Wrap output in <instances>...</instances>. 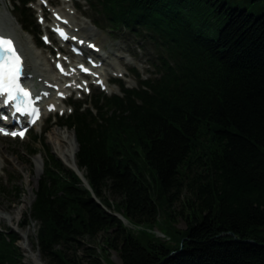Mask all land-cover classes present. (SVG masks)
<instances>
[{
  "label": "trees",
  "instance_id": "1",
  "mask_svg": "<svg viewBox=\"0 0 264 264\" xmlns=\"http://www.w3.org/2000/svg\"><path fill=\"white\" fill-rule=\"evenodd\" d=\"M10 1L41 44L30 0ZM83 1L91 23L132 38L154 72L130 68L136 87L115 79L122 95L70 98L57 117L90 189L51 152L48 128L30 136L46 158L20 225L37 223L41 259L99 264L113 249L120 264H264V0ZM17 236L0 227V264H28Z\"/></svg>",
  "mask_w": 264,
  "mask_h": 264
},
{
  "label": "rangeland",
  "instance_id": "2",
  "mask_svg": "<svg viewBox=\"0 0 264 264\" xmlns=\"http://www.w3.org/2000/svg\"><path fill=\"white\" fill-rule=\"evenodd\" d=\"M246 1L247 2H239V5L251 8L252 1ZM85 4L86 2L83 0H33L32 3H29V5L32 7V10L34 11L35 22L39 25L40 35L46 32L49 36L50 42L48 44L43 43V45L40 47L34 44L31 35L24 32L17 22L11 24L13 31L17 33L20 38L25 40L26 46L31 50L32 55L39 63V66L42 68H46L44 73L46 74L47 78L56 81L57 85H63L65 82H70L71 80L67 78L63 80H61L60 78H56L57 74L53 68V61L56 59V53L58 51L56 48L60 49V46L64 47L65 51L71 56L69 57V55H64V62L66 61L65 63H67V65H72L74 58L77 62L85 61V57L82 58V56L79 55L72 58L73 56L71 55V52L69 50V47L72 44L77 43L75 39L78 36H82L81 40L84 39L85 42L91 41L93 44H96L97 47L100 48V51L93 52V50L91 48H88L87 46L86 50L88 53L87 55H97L100 57H105L106 61H109L112 64V67L106 64H101V67L99 68V70L102 72L101 76L105 85L104 90L100 86L89 85L88 92L78 91L76 93H73V95L71 96L72 98H76L81 101L86 100L87 105L89 106L91 105L89 99L92 93L103 92V94L107 96H111L113 94L122 95L121 90L117 85L113 84L112 79H118L122 81L124 83V86L126 87H136L138 85L137 80L134 78L130 68H134L135 70H137L139 74L143 75V77L153 75L154 68L147 64V52L140 49H135L137 48V45L132 38L125 37L124 34H120L119 32L110 33L107 30L96 27L89 21V19L84 17L83 15H87L90 13L89 9H87L86 7H82ZM79 5L80 7H77ZM11 10L12 7L10 0H0V25L4 27L7 26L2 16H4V18L6 19H10V17H13L15 20V17L13 16ZM54 11H57L60 15L66 16L69 20V24L67 25V29L69 31V41L65 44L56 43L54 35L51 33L49 27L46 26V24L50 25L51 22L55 20L53 16ZM39 16H42L43 18L41 21L38 20ZM82 26L87 27L89 29V33L81 28ZM127 49L134 50L135 54L131 55V53H129ZM84 80V78H80L76 80V82H83ZM28 81L36 84L37 88L42 87V83L38 81L37 78L32 80L29 79ZM66 102L67 101L63 99L58 100V103L54 106L55 108L53 110V113H49L46 116V118L49 115H52L54 117H50L51 120L49 122H47L43 117L40 118L38 124L28 130L27 136L25 138H14V141H11L12 139H10L9 137L0 136V202L3 205L7 204L10 209L9 212V210H4L0 207V215L4 217L2 219L0 218V227L9 229L10 232H15L18 235L16 243L20 248L23 260L28 264H33L32 254H37L41 257L35 242V235L38 225L36 222H31L30 224H26L25 226L20 227L19 225H17V221L21 220L24 217V215L28 211L30 203L34 199L33 191L38 187V180L42 175L43 160L46 158L40 145H34L30 140V136L41 134L42 129L48 127V131L45 134L46 144L50 147L51 152L54 154V156L58 158L64 166L71 168L70 166L66 165L61 157L53 150V143L48 139L50 138L49 132L53 128H66L54 123L55 116L57 114L65 115L69 113L70 107L66 104ZM84 105L85 104H83L82 106ZM107 113L109 114V111ZM67 130L70 132V134L68 142H64L62 144L64 149H67L69 147L70 141L73 144L77 145L73 130ZM34 146H36L40 151L35 155H30L29 150ZM27 171H30L31 173V177L29 178V180L26 177ZM36 174H38V176ZM15 188H19L22 192L20 198H18L17 200L14 196ZM186 195L187 192H183L180 201L175 204L177 210H180L183 207ZM20 207L21 212L19 211ZM9 213L14 216V219L12 221L5 219V217L8 216ZM29 225H31L29 235L28 237H23L21 233L26 230ZM175 226L180 229L185 228V221L181 216H178L176 218ZM155 229L158 230V227L155 226ZM102 240L103 233H99L92 243L98 254H101L100 246L103 245ZM88 243H90V241ZM23 244L30 247L28 251L23 248ZM81 251L82 250H79V253H81ZM107 252V258L104 259L101 257V262L99 264H109V262L120 264V258L115 250L108 249Z\"/></svg>",
  "mask_w": 264,
  "mask_h": 264
},
{
  "label": "bare ground",
  "instance_id": "3",
  "mask_svg": "<svg viewBox=\"0 0 264 264\" xmlns=\"http://www.w3.org/2000/svg\"><path fill=\"white\" fill-rule=\"evenodd\" d=\"M57 14H59L58 12H56ZM62 17H64V15H62ZM3 20L6 22L7 26L4 27L2 25H0V32L4 33L6 35H10L12 37H14V39L17 41L21 52L24 56V75H25V81L28 82L29 79H35L37 78L38 81H40L42 83V88H38V90H46L50 93L51 98L53 99V101H48L46 103V105L44 106V109L46 108V106H48L49 103L52 104H56L58 102V98H56L55 94L60 91V90H65V89H61L62 85H57V87L55 88V84H57L56 81H54L53 79L47 78L46 74L44 73V71L46 70V68H42L39 66V63L35 60L34 56L32 55L31 50L26 46L25 44V40H23L22 38H20L19 35H17V33H15L12 29V24L11 23H16V21L14 20L13 17H10V19H6L4 18V16H2ZM16 25V24H15ZM81 28H83L85 31H87L89 33V29L87 27L82 26ZM76 35V34H74ZM79 38H82V36H78L76 41L78 43V40H80ZM21 44V45H20ZM96 45V44H94ZM102 62L103 64L109 65L112 67V64L109 61H106L105 57H102ZM98 68V67H97ZM95 72H100L98 70L95 69ZM76 75V74H74ZM80 83V82H77ZM77 83L73 82V85H77ZM39 121V120H38ZM36 121V123L38 122ZM38 124V123H37ZM69 134L70 132L66 129V128H62V129H58V128H53L50 132H49V140H51V142L53 143V150L61 157V159L63 160V162L70 166L72 169H75L77 171H79V173L82 175V172L77 168L76 164H75V157L74 154L77 151V145L73 144L71 141L69 143V147L67 149L63 148V143L64 142H68L69 140ZM39 174V173H38ZM38 174H36L38 176ZM26 177L29 178L31 177V173L30 171H27L26 173ZM0 207L4 210H9L10 209L8 207V205H3L0 202ZM23 207V206H21ZM21 207H20V212H21ZM0 218H4L0 215ZM5 219H8L9 221H12L14 219V216H12L10 213L8 214V216L5 217ZM22 222L21 220L17 221V225H20V223ZM31 229V225L28 226V228L26 230H24L21 234L23 237H28L29 235V231ZM159 234V232H157ZM23 248L25 250H29L30 247H28L27 245L23 244ZM32 262L33 264H46L40 256H38L37 254H32Z\"/></svg>",
  "mask_w": 264,
  "mask_h": 264
},
{
  "label": "snow or ice",
  "instance_id": "4",
  "mask_svg": "<svg viewBox=\"0 0 264 264\" xmlns=\"http://www.w3.org/2000/svg\"><path fill=\"white\" fill-rule=\"evenodd\" d=\"M57 31L60 32L61 36H64L62 31L59 29ZM22 70L23 62L16 46L13 44V40L4 35H0V96H6V99L3 101L5 105L9 104V102H17L15 104V111L18 113L29 111L28 103L30 93L20 84ZM82 70L85 72L88 71L87 68ZM61 71H64V69L61 68ZM76 86L79 87L80 85ZM32 111L33 115H35V110ZM0 119L7 120V117L0 114ZM0 131H3V129H0ZM11 134L13 136H23L24 133L20 131L19 133L12 132Z\"/></svg>",
  "mask_w": 264,
  "mask_h": 264
},
{
  "label": "water",
  "instance_id": "5",
  "mask_svg": "<svg viewBox=\"0 0 264 264\" xmlns=\"http://www.w3.org/2000/svg\"><path fill=\"white\" fill-rule=\"evenodd\" d=\"M73 170H74V171L80 176V178L82 179L84 185H85L87 188L90 189V187H89V185H88L86 179L83 177V175H81V174L79 173V171H77V170H75V169H73ZM94 197H95V196H94ZM115 215H116L118 218H120L123 222L126 221L121 215L116 214V213H115ZM246 241L251 242V240H246Z\"/></svg>",
  "mask_w": 264,
  "mask_h": 264
}]
</instances>
